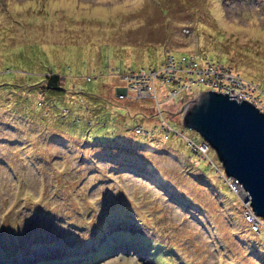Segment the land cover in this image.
Masks as SVG:
<instances>
[{
	"label": "rangeland",
	"instance_id": "374dc122",
	"mask_svg": "<svg viewBox=\"0 0 264 264\" xmlns=\"http://www.w3.org/2000/svg\"><path fill=\"white\" fill-rule=\"evenodd\" d=\"M166 52L264 89V0H0V264H264V223L245 219L214 149L193 150L187 138H203L180 114L168 138L136 133L157 123L156 102L118 98V73ZM50 72L62 88H36ZM156 86L162 98L176 83Z\"/></svg>",
	"mask_w": 264,
	"mask_h": 264
},
{
	"label": "water",
	"instance_id": "95a60500",
	"mask_svg": "<svg viewBox=\"0 0 264 264\" xmlns=\"http://www.w3.org/2000/svg\"><path fill=\"white\" fill-rule=\"evenodd\" d=\"M235 95L205 89L176 114L214 149L224 174L264 218V112Z\"/></svg>",
	"mask_w": 264,
	"mask_h": 264
},
{
	"label": "built area",
	"instance_id": "2783aa9c",
	"mask_svg": "<svg viewBox=\"0 0 264 264\" xmlns=\"http://www.w3.org/2000/svg\"><path fill=\"white\" fill-rule=\"evenodd\" d=\"M138 77L139 81L135 82L136 85L143 84L142 86L138 85L140 93H148L152 81L159 77L177 83V88L170 92L172 95H176L182 89L191 90L193 84L200 82L211 90L236 94L234 97L240 100L246 99L264 112V104L257 95V92L262 93L263 91L260 90L257 83L246 80L240 74L214 62L205 61L200 65L195 54L176 57L167 52L165 60L158 68L150 69L146 73L141 72ZM262 94L264 95V93ZM207 148V144L204 143L197 147L203 155H206Z\"/></svg>",
	"mask_w": 264,
	"mask_h": 264
},
{
	"label": "clouds",
	"instance_id": "9594fccd",
	"mask_svg": "<svg viewBox=\"0 0 264 264\" xmlns=\"http://www.w3.org/2000/svg\"><path fill=\"white\" fill-rule=\"evenodd\" d=\"M167 53V52H166ZM196 56H197V53L195 54ZM208 61V60H207ZM163 63V62H162ZM162 63H160V65L162 64ZM160 65H158V66H155V67H153V66H149V68L147 69V71L148 70H150V69H156V68H158ZM228 68V67H227ZM114 69H116V68H114ZM113 69V70H114ZM230 69V68H229ZM230 70H232V69H230ZM146 71V68L145 67H141V68H139V69H135V70H128V72H125V71H123V72H120V73H118V75L120 76V78H121V80L123 81V85H121V86H118L117 88H116V93H124V94H120L119 95V97L120 98H124V97H128V98H130V94L131 93H133L135 96H136V98H143V97H151L153 100H154V98L153 97H156V99H158V96H159V92H158V90H157V86H156V80L157 79H162V78H156V79H154L153 81H152V84H151V86H149V91H148V93H144V95L143 96H138V95H136V94H138V93H140L139 92V89H138V85H136V86H134L132 83H133V80L134 79H136L137 81L136 82H138L139 80H138V75L142 72V73H146L147 72ZM233 72H235V73H238V72H236V71H234V70H232ZM238 74H240V73H238ZM241 75V74H240ZM165 83L168 81V80H165V79H162ZM169 81H173V80H169ZM173 82H175V81H173ZM176 83V82H175ZM176 85H177V83H176ZM154 89V93H152V90ZM173 90V89H172ZM172 90H170L169 91V94H168V92L167 93H163L162 94V96H166L167 97V100H169L171 97H173V96H175V95H172L170 92L172 91ZM179 93V92H178ZM177 93V94H178ZM140 94H143V93H140ZM192 96V95H191ZM193 96H195V95H193ZM192 96V97H193ZM191 97V98H192ZM154 100L156 103L158 102V100ZM190 99V98H189ZM188 99V100H189ZM136 99L135 98H132L129 102H132V101H135ZM167 100H165L164 102H166ZM184 100H186V99H184ZM187 100V101H188ZM187 101H184L183 103H179V105L177 106V110L175 111V112H170V111H167V110H165V111H167V114H165V118L163 119V118H161L160 120H159V118L157 117V119H158V121H157V123H155L151 128H149L150 130H154L155 128H156V126H157V124H159V123H161V128L162 129H167L166 130V132H165V134H164V138H168L169 137V131H171V130H173L171 127V125H170V123H169V117L171 116V115H177L176 114V112L178 111V109L181 107V105H183L184 103H186ZM160 102V101H159ZM161 104H162V102H160ZM138 104H140V102L137 100V103H136V105H138ZM143 104H144V102H143ZM253 104V103H252ZM143 106V105H142ZM129 111V110H128ZM156 114V113H155ZM181 115V114H180ZM181 117H182V115H181ZM165 127V128H163V127ZM157 130V129H156ZM134 131L136 132V133H141L142 131H141V129L139 128V126H136L135 128H134ZM152 131H149V130H145L143 133H146V134H148V133H151ZM173 131H175V130H173ZM164 133V132H163ZM176 133H178V132H176ZM188 139V143H190V144H192V148H193V150L196 152V153H198L199 154V156L201 157V158H209V148H210V146L202 139V141H201V143H194L191 139H189V138H187ZM202 143H204V144H207V146H208V148H207V152H206V155H203V154H201L200 153V151L197 149V147L199 146V145H201ZM123 149H131V150H136L137 151V148H131L130 147V145L129 144H127V145H124L123 147H122ZM117 151H120V148H115ZM204 156H206V157H204ZM210 159V158H209ZM217 166V165H216ZM219 167V166H218ZM219 170H220V172H221V174L223 175V177H224V180L228 183V185L233 189V190H235L236 192L237 191H239V192H241V190L239 189V188H236L233 184H232V182H231V180L224 174V172H223V168H221V167H219ZM118 171H116L115 173H117ZM122 173H125V170L122 172ZM243 198V197H242ZM245 202V201H244ZM246 203V206H247V208H246V210H244L245 211V219H247L250 223H251V226L253 227H256L255 228V230L256 231H260V223H264V218H262V217H260V216H258L257 214H255V212L253 211V209H252V207L250 206V204L248 203V202H245ZM102 244V243H101Z\"/></svg>",
	"mask_w": 264,
	"mask_h": 264
},
{
	"label": "trees",
	"instance_id": "16d2710c",
	"mask_svg": "<svg viewBox=\"0 0 264 264\" xmlns=\"http://www.w3.org/2000/svg\"><path fill=\"white\" fill-rule=\"evenodd\" d=\"M52 3H55V2H52ZM166 13V12H165ZM28 47H30V46H22V47H19L18 48V50L20 51V52H23V51H25V50H28ZM41 48V47H40ZM43 50V49H42ZM165 52V51H164ZM172 54L173 55H175L173 52H172ZM190 54H192V53H189V54H187L186 52H183V54H181L180 55V57L181 56H190ZM176 56V55H175ZM197 60L199 61V59H198V55H197ZM205 61H207L206 59H204L202 62H200L199 61V63H200V65H202ZM209 61V60H208ZM217 62H220L219 60H216ZM216 61H214V63L216 62ZM160 65V64H159ZM226 65V64H225ZM153 67H155V66H153ZM143 68V67H142ZM51 73V72H50ZM52 74V73H51ZM46 78V77H45ZM86 79H87V81H91L92 80V78L90 77V76H87L86 77ZM252 80V79H251ZM252 81H254V80H252ZM169 82V80L166 82V83H168ZM255 82V81H254ZM19 83H22V82H19V81H17V80H14L13 82H8L7 81V83L6 84H12V85H15V84H17L19 87H24V85H22V84H19ZM40 84H39V87H36V88H39L40 90H43V89H45V88H52V89H60V88H62V86H60L59 85V76L58 75H56V74H52V75H48V78H47V80H46V82H45V85H44V83H41V82H39ZM200 83V82H199ZM200 84H203V83H200ZM258 84V83H257ZM26 85H28V83H26ZM193 86H194V84L191 86V90L190 91H192V89H193ZM258 86H259V84H258ZM177 88V85H176V87L175 88H172L173 90L174 89H176ZM259 88H261L260 86H259ZM13 90L14 89H16V88H12ZM172 89H170V90H172ZM209 89V88H208ZM262 90L261 91H263L264 92V89L263 88H261ZM169 90V91H170ZM189 90V89H188ZM169 91H167L168 92V94H169ZM177 95V94H176ZM194 95V94H193ZM161 97L162 98H159V96H158V99H156V97H153L154 98V100L156 99V100H158V101H160V102H164L165 100H167V97L164 95V96H162L161 95ZM118 98H120L119 96H118ZM184 100V99H183ZM188 99H186V101H187ZM157 104V108H156V112L154 111V113H156L157 114V116H158V118H159V120L161 119V118H165L166 116H165V114H167V111H165V109H164V106L162 105V104H160L159 102H157L156 103ZM162 105V107H160ZM129 107L130 106H128V110H129ZM131 108V107H130ZM145 109V108H144ZM173 110H176V108L175 109H173ZM137 111V110H136ZM147 110L145 109V111H143V110H141V115L142 116H144V117H147V118H150V116H149V113L148 112H146ZM129 113H130V110L128 111ZM126 115H127V113H126ZM154 125V124H153ZM163 127V126H162ZM139 128L141 129V133H143L145 130H149V131H152V130H150L149 128H147V129H145V128H143V126L142 125H139ZM163 128H165V127H163ZM155 129H161L164 133H163V136H164V134H165V132H166V130L167 129H162L161 128V123H159V124H157V126H156V128ZM173 130H171V131H169V134L172 132ZM148 134H150V133H148ZM108 144H106L105 146H107ZM225 181V180H224ZM226 182V181H225ZM227 183V182H226ZM228 184V183H227ZM228 188H230V186L228 185ZM231 189V188H230ZM106 247L108 248V246H104V247H102V248H100V249H97V250H95L94 251V255H93V257L92 258H96L98 255H100V254H106ZM112 250V249H111ZM96 252H98V254H95ZM252 258H254V257H252ZM255 259V258H254ZM52 261H54V260H52ZM55 261L57 262V260L55 259ZM45 262V264H48L49 262L48 261H44ZM40 264H42V263H40ZM51 264H61V263H51Z\"/></svg>",
	"mask_w": 264,
	"mask_h": 264
},
{
	"label": "crops",
	"instance_id": "0c3cea01",
	"mask_svg": "<svg viewBox=\"0 0 264 264\" xmlns=\"http://www.w3.org/2000/svg\"><path fill=\"white\" fill-rule=\"evenodd\" d=\"M140 106H141V104H138V105H137V109H139V108H140Z\"/></svg>",
	"mask_w": 264,
	"mask_h": 264
},
{
	"label": "flooded vegetation",
	"instance_id": "af4514ba",
	"mask_svg": "<svg viewBox=\"0 0 264 264\" xmlns=\"http://www.w3.org/2000/svg\"><path fill=\"white\" fill-rule=\"evenodd\" d=\"M155 91H154V89L152 90V93H154Z\"/></svg>",
	"mask_w": 264,
	"mask_h": 264
},
{
	"label": "bare ground",
	"instance_id": "6f19581e",
	"mask_svg": "<svg viewBox=\"0 0 264 264\" xmlns=\"http://www.w3.org/2000/svg\"><path fill=\"white\" fill-rule=\"evenodd\" d=\"M175 83V82H174ZM196 84V83H195ZM179 94V93H178ZM204 157H206V156H204Z\"/></svg>",
	"mask_w": 264,
	"mask_h": 264
}]
</instances>
